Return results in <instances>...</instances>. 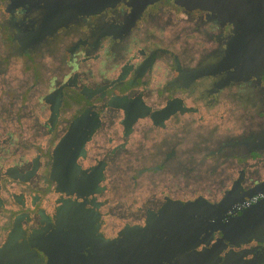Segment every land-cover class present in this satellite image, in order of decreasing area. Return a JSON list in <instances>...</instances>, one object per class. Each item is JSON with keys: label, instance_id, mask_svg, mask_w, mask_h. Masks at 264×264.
I'll return each mask as SVG.
<instances>
[{"label": "water", "instance_id": "obj_1", "mask_svg": "<svg viewBox=\"0 0 264 264\" xmlns=\"http://www.w3.org/2000/svg\"><path fill=\"white\" fill-rule=\"evenodd\" d=\"M123 1L138 6L139 16L165 1L179 17H162L156 29L151 28L156 45L142 48L146 50L141 64L158 68L157 84L142 90L138 102L120 103V120L106 117L94 104L98 112L86 110L65 123L66 132L52 152L50 173L55 207L51 226L68 235L59 247L69 254L70 242L76 240L71 264L103 263L101 237L89 233L104 220H99L94 200L106 187L105 180L112 181L114 191L119 184L125 203L121 220L114 216L108 223L131 227L121 237L130 249L125 256L155 257L157 264L177 256L172 264L182 259L194 264L187 255L193 249L200 256L196 261L203 263L198 248L186 244L197 239L199 227H217L221 250L229 246L232 231L261 232L256 240L264 242V177L258 178L264 168V0ZM155 86L166 100L143 101L140 96H150ZM118 104L111 102L109 109L117 110ZM154 106L158 124L156 113H151ZM120 135L123 145L113 150L104 169V139L115 146ZM89 160L91 166L85 168ZM256 194L263 195L256 204L237 216L226 215L231 205ZM152 242L155 253L149 252ZM172 244L176 252H167ZM37 252L47 256L45 264L59 263L56 252L47 255L35 248ZM228 255L220 257L223 264Z\"/></svg>", "mask_w": 264, "mask_h": 264}, {"label": "flooded vegetation", "instance_id": "obj_2", "mask_svg": "<svg viewBox=\"0 0 264 264\" xmlns=\"http://www.w3.org/2000/svg\"><path fill=\"white\" fill-rule=\"evenodd\" d=\"M137 8L123 0L111 5L108 0H0V264H45L47 256L34 254L35 248L47 255L56 252L58 264H71L76 258L71 255L76 251V240H71L67 254L59 246L68 235L51 226L55 208L51 201V156L60 135L66 132V122L94 110V104L106 117L116 115L112 119L120 120V103L138 102L142 90L157 84L158 68H149L148 62L141 64L146 50L142 48L155 47L151 28L156 29L157 19L176 21L179 12L165 1L153 4L141 16ZM147 21L153 31H144L147 25L142 24ZM151 93L140 98L152 103L166 100L157 95V86ZM111 102L119 103L117 110L112 106L109 109ZM154 110L155 106L151 113H156ZM156 117L157 113L153 118L158 124ZM172 123L175 126L177 121L173 119ZM109 143L104 139V169L108 158L121 149L123 138L118 136L115 146ZM89 166L90 160L85 168ZM56 173L59 175V170ZM261 177L264 168L258 174ZM105 182L110 189L105 185L94 200L101 214L99 220H104L89 233L101 237V264H157L155 257L125 256L130 249L122 244L123 233L131 227L108 226L114 216L121 220L125 203L119 184L114 191L112 181ZM262 197L256 194L231 205L226 215L237 216ZM252 198L255 200L250 202ZM199 228L197 239L186 243L204 256L203 263H198L196 257L200 256L191 249L187 255L196 264H223L220 257L228 252L227 264H264V242L256 240L263 233L232 231L229 246L221 250L217 227ZM176 247L172 244L167 252H176ZM149 252H156L155 242ZM176 257L170 256L161 264H172ZM181 261L187 264V260Z\"/></svg>", "mask_w": 264, "mask_h": 264}, {"label": "built area", "instance_id": "obj_3", "mask_svg": "<svg viewBox=\"0 0 264 264\" xmlns=\"http://www.w3.org/2000/svg\"><path fill=\"white\" fill-rule=\"evenodd\" d=\"M253 200H255V198H252V199L250 200V202H253Z\"/></svg>", "mask_w": 264, "mask_h": 264}]
</instances>
